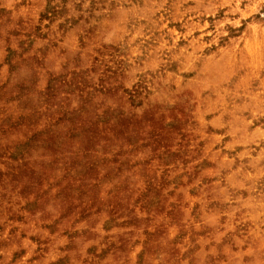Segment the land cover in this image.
Returning <instances> with one entry per match:
<instances>
[{"label": "rangeland", "instance_id": "rangeland-1", "mask_svg": "<svg viewBox=\"0 0 264 264\" xmlns=\"http://www.w3.org/2000/svg\"><path fill=\"white\" fill-rule=\"evenodd\" d=\"M0 264H264V0H0Z\"/></svg>", "mask_w": 264, "mask_h": 264}]
</instances>
